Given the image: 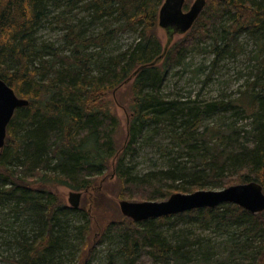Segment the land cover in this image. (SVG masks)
Segmentation results:
<instances>
[{
	"label": "trees",
	"instance_id": "trees-1",
	"mask_svg": "<svg viewBox=\"0 0 264 264\" xmlns=\"http://www.w3.org/2000/svg\"><path fill=\"white\" fill-rule=\"evenodd\" d=\"M51 1L64 6L68 15L76 8L88 12L92 25L101 32L85 39L77 25L63 19L67 14H61L62 40L71 49L66 56L61 48L39 46L35 39L47 18L46 0H0V78L30 103L15 112L0 151V207L4 201L16 200L19 212L40 226L34 236H20L21 255L12 264H64L63 258H68V264H92L107 235L117 247L109 249L103 264H189L194 258L202 264H228L240 259L243 250L250 264H264V212L252 214L237 205L223 204L136 223L116 207L119 216L93 234L92 210H100L104 196H94L92 204L87 201L86 208L82 205L78 212L51 189L60 185L88 194L104 170L110 169L117 177L119 201H162L210 185L225 189L250 182L264 191V82L258 85L259 93L245 94L244 109L254 117L252 129L234 130L227 136L214 129L200 133L210 110L224 103L178 104L162 97L171 70L184 65L193 53L208 52L204 43L213 42L209 52L216 66L223 56L240 54V35L262 42L264 0H206L192 29L155 65L165 49L158 36V15L165 0ZM189 6L186 0L184 11ZM126 33L137 35V41L119 57L93 61V56L101 55L87 53L91 48L105 49ZM122 88L129 89L126 111L131 114L124 143L119 146L120 121L111 112L108 97ZM146 122L161 125L154 132L176 128L171 133L172 145L186 151L192 163L188 160L186 166L175 160L170 163L172 170L155 178H133L124 159L143 135ZM70 210L82 212L84 223L76 227V245H67L68 239L62 236L68 233L67 227L56 231L62 225L59 216ZM180 217L227 232L228 249L211 257L209 251L198 256L181 244L173 245L163 229ZM59 249L76 252L58 256Z\"/></svg>",
	"mask_w": 264,
	"mask_h": 264
},
{
	"label": "rangeland",
	"instance_id": "rangeland-1",
	"mask_svg": "<svg viewBox=\"0 0 264 264\" xmlns=\"http://www.w3.org/2000/svg\"><path fill=\"white\" fill-rule=\"evenodd\" d=\"M187 1L190 3V8L195 0ZM46 6L47 18L44 19L35 35L37 44L55 49L61 48L63 55L70 56L71 49L64 46L65 42L62 40L64 36V31L61 28L63 23L58 21V17L61 14L68 13L67 9L64 6L58 7L54 5L51 0H46ZM63 19H67L71 25H77L79 31L84 33L85 39L97 36L101 32L99 27L92 25L88 12L78 8L74 9L69 15L63 16ZM185 35H174L169 48ZM158 36L163 45L166 46L169 41L167 32L159 28ZM136 41L137 35L126 33L105 49L91 48L87 53L89 55H101V57L93 56V61L119 57ZM237 42L240 46V54L235 57L223 56L216 66H213L215 56L209 52L213 47V42L208 41L206 44L204 43L203 47H206L208 52L191 54L184 65L171 70L164 82L162 97L165 101H175L178 104H185L187 102L194 104V102H198L202 103V105L215 102L224 103L222 107L210 110L209 116L200 127V133H203L207 129H214V131L225 132L227 136L234 130H250L253 127L254 117L249 115L244 109L246 108V105H244L246 104L245 94L248 93L247 95L249 96V93H259L261 89L258 85L264 82V39L262 42H258L254 37L242 34ZM220 45L222 46L223 44L220 43ZM94 73L97 74V70ZM254 84H257V86H254ZM129 97L130 92L128 88H122L118 93L115 92L108 97L111 102L110 110L120 121V130L116 135V141L119 146L124 143L130 120L131 113L126 111V100ZM238 102L242 103L236 104V107L231 106V103L235 105ZM159 127H161L160 124L150 125V122H146L143 135L135 143L132 152L124 159L125 169L135 179L155 178L164 171H170L173 169V165H170V163L175 160L178 163L180 162L183 165L189 166L188 160L190 156L186 151H181L172 145L171 133L176 128L172 127L173 131L168 126L166 130L154 132ZM226 139L224 141H228ZM114 163L115 160L111 161V166H114ZM96 184V188L88 194L81 192L83 194L81 206L83 205L85 208L87 201L90 200V204H92L93 199H95L94 196L103 195L105 199L103 204L101 203L102 207L100 210H92L93 234L94 232L100 233L106 223L112 220L113 217H118L120 212L119 200L116 197L117 177L113 171L105 169L104 175L98 178ZM51 189L64 200L69 209L72 208L68 203L69 194L77 191L60 185L51 187ZM222 190L224 189L219 185H210L205 189V191L214 192ZM116 207H118L119 212ZM19 211L20 204L16 200L4 201L1 204L0 264H12L11 260L13 258L19 259L21 251L17 242L21 241L20 236L32 237L38 234L40 230L38 221H33L28 214H21ZM78 212L73 213L70 210L66 215L59 216L62 225L57 227L56 231L59 232L61 228L67 227L68 233L62 235L68 239L67 245H76L78 243L76 227L84 224L82 212ZM163 231L173 245L179 246L181 244L185 251L192 249L198 256H203L209 251L208 253L213 257L216 253L228 249L226 241L230 235L227 232H216L209 227L202 226L196 222L195 218L180 217L174 219ZM116 247L117 244L111 240L110 236H105L97 247L95 255L92 257V264H103L106 261L109 249H115ZM62 252L74 254L76 251L74 249L70 251L68 249H59L57 255H62ZM241 253L240 259L228 264H250L247 255L243 254L244 250ZM62 261L64 264L69 263L68 258H63ZM189 264L202 263L197 258H194ZM214 264L222 263L215 262Z\"/></svg>",
	"mask_w": 264,
	"mask_h": 264
},
{
	"label": "water",
	"instance_id": "water-1",
	"mask_svg": "<svg viewBox=\"0 0 264 264\" xmlns=\"http://www.w3.org/2000/svg\"><path fill=\"white\" fill-rule=\"evenodd\" d=\"M186 0H165L158 15V27L167 32L168 44L164 53L153 65L161 61L173 40L174 35L187 34L206 6V0H195L189 11H184ZM29 101L19 98L15 91L0 78V151L6 145L8 126L18 109L29 106ZM83 194L71 192L68 203L78 210L81 207ZM223 204H234L242 209L258 214L264 212V191L256 182L240 184L225 188L222 191L200 190L191 194L176 193L161 202L119 201L121 214L136 223L149 219L170 217L193 210L216 209Z\"/></svg>",
	"mask_w": 264,
	"mask_h": 264
}]
</instances>
